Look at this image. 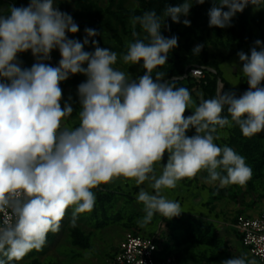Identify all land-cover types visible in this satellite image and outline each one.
<instances>
[{
	"label": "clouds",
	"instance_id": "9594fccd",
	"mask_svg": "<svg viewBox=\"0 0 264 264\" xmlns=\"http://www.w3.org/2000/svg\"><path fill=\"white\" fill-rule=\"evenodd\" d=\"M194 3L168 6L163 15L190 26L181 17L190 14ZM249 4L264 9V0H218L208 12L209 27L231 26ZM130 24L136 39L126 42L120 58L125 65L143 62L146 71L136 79L114 68L117 53L97 41L92 40L94 52L84 50L89 38L98 35L95 29H85L83 43L69 39L67 34L77 33L79 26L55 0H30L26 7L11 5L7 15L0 14V212L10 210L15 218L0 225V264H14L42 250L48 233L60 230L69 208L75 227L80 214L94 209L93 190L114 180L137 186L150 182L154 194L141 188L136 197L145 213L137 223L145 227L155 214L171 219L183 212L178 201L162 195L178 181L206 172L205 183L225 188L245 186L252 178L245 158L215 141L227 137L218 131L226 127L238 126L245 138L264 132V42L256 40L250 55L237 53L247 91L237 97L221 90L196 104L186 87L176 86L182 77L168 80L163 71L153 75L178 46V37L161 34L165 19L148 10L130 17ZM137 25L143 38H138ZM202 48L196 45L193 55ZM53 49L61 56L57 67L44 63ZM29 50L37 62L21 68L17 54ZM78 73L87 77L78 85L79 124L62 127L73 108L61 106L60 83ZM189 108L194 111L186 116ZM190 129L195 134L188 136ZM165 155L157 175L155 165ZM221 264L256 262L242 255Z\"/></svg>",
	"mask_w": 264,
	"mask_h": 264
},
{
	"label": "rangeland",
	"instance_id": "374dc122",
	"mask_svg": "<svg viewBox=\"0 0 264 264\" xmlns=\"http://www.w3.org/2000/svg\"><path fill=\"white\" fill-rule=\"evenodd\" d=\"M30 0H0V14L7 15L11 5L28 6ZM91 9L87 10L80 0H55V6L62 12L72 16L79 26L75 34L68 33L69 39L83 43L85 29L92 28L98 33L89 38V44L84 50L94 52L92 40L98 42L101 48H109L117 53L116 69L125 71L130 78L136 79L145 73L142 61L139 64L125 65L121 55L126 53V42L134 41L130 17L142 15L144 11L155 10L158 16L165 19L161 34L166 38L178 37V46L170 51L167 63L155 69L166 73L165 78L171 80L179 77L175 72L179 60L183 63L197 64L214 62L221 77L217 83V92H235L246 78L242 75V62L237 55L243 51L250 55V49L256 40L264 42V9H255L249 4L242 13H237L231 20V26L226 28L209 27V10L218 0H205V3L195 4L190 14L183 19L190 20V26L174 23L170 17H164L168 6H178L184 0H88ZM227 10L226 8L224 9ZM138 38L145 35L139 25L136 27ZM203 45L199 55H193V48ZM259 50V49H258ZM49 60L44 61L53 67L59 66L61 59L58 49H53ZM21 68H31L37 62L31 51L17 54ZM87 65L85 64L84 67ZM202 77H194L186 72L177 81L176 86L186 87L196 104L201 99H210L208 73L203 70ZM84 74L70 75L60 83L63 92L61 106L71 104L72 116L62 121V127L74 128L79 124L78 113L80 102L78 85L85 82ZM261 87H264L262 82ZM71 97V100H69ZM194 108H189L185 115H191ZM228 113L226 111L225 116ZM227 133L215 143L227 145L242 155L252 169V178L245 186L230 185L219 187V183L204 182L206 172L199 173L193 179L178 181L174 189H163L162 195L167 199L178 201L183 212L171 219L155 214L153 220L145 227L137 221L145 215L143 204L137 202L141 188L153 193L150 182L137 186L134 181L123 178L114 180L111 184L100 185L94 189L96 203L90 213L78 216L76 226L71 224L72 208H69L63 218L60 230L48 233L45 246L40 251L33 250L19 262L14 264H105L124 233L135 231L142 234H155L157 241L166 253L171 254L173 264H221V261L245 256L247 261H255L244 249L233 228V219L240 213L256 214L264 208V132L251 138H245L238 126L218 130ZM188 136L195 134L190 129ZM167 156V155H166ZM164 161L155 165L156 174L163 170Z\"/></svg>",
	"mask_w": 264,
	"mask_h": 264
},
{
	"label": "built area",
	"instance_id": "2783aa9c",
	"mask_svg": "<svg viewBox=\"0 0 264 264\" xmlns=\"http://www.w3.org/2000/svg\"><path fill=\"white\" fill-rule=\"evenodd\" d=\"M203 72L197 66L189 69L190 75L194 77H202ZM5 220L14 222L10 210L0 212V225ZM232 225L241 246L264 264V208L256 214L243 212L236 215ZM174 261V257L163 250L155 234L127 231L105 264H173Z\"/></svg>",
	"mask_w": 264,
	"mask_h": 264
},
{
	"label": "trees",
	"instance_id": "16d2710c",
	"mask_svg": "<svg viewBox=\"0 0 264 264\" xmlns=\"http://www.w3.org/2000/svg\"><path fill=\"white\" fill-rule=\"evenodd\" d=\"M83 6L87 9H91V4L88 2V0H80ZM179 65L175 69V72L179 77L183 76L186 72H189V69L192 67H201L203 70H205L209 75L207 77L208 83L205 86V90H207V87L211 85L210 87V93L212 95V98L217 95V83L220 80L223 82L225 85L228 83L221 77L220 71L218 66L214 62H203V63H197V64H191L189 65L188 63H183L182 61L179 60ZM249 85L247 84V81L242 83V85L238 88L235 89L236 96L239 97L242 95L245 91L248 90ZM227 109L225 108L223 115H225ZM187 112V111H186ZM236 216L234 217L233 221L235 220Z\"/></svg>",
	"mask_w": 264,
	"mask_h": 264
},
{
	"label": "water",
	"instance_id": "95a60500",
	"mask_svg": "<svg viewBox=\"0 0 264 264\" xmlns=\"http://www.w3.org/2000/svg\"><path fill=\"white\" fill-rule=\"evenodd\" d=\"M166 159H167V156L165 155V158H164V160H163V161H164V164L166 163Z\"/></svg>",
	"mask_w": 264,
	"mask_h": 264
}]
</instances>
